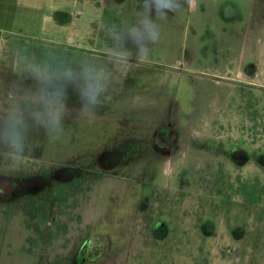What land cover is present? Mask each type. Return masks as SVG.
Segmentation results:
<instances>
[{
    "label": "rangeland",
    "instance_id": "obj_1",
    "mask_svg": "<svg viewBox=\"0 0 264 264\" xmlns=\"http://www.w3.org/2000/svg\"><path fill=\"white\" fill-rule=\"evenodd\" d=\"M173 1L0 0V264H264V86L221 83L264 82V0ZM22 39L77 50L63 96Z\"/></svg>",
    "mask_w": 264,
    "mask_h": 264
},
{
    "label": "trees",
    "instance_id": "obj_2",
    "mask_svg": "<svg viewBox=\"0 0 264 264\" xmlns=\"http://www.w3.org/2000/svg\"><path fill=\"white\" fill-rule=\"evenodd\" d=\"M11 43L10 48L5 52L6 56L10 55L11 52L15 53L18 51L22 56L26 57L27 62L36 65L37 70L40 69L41 72H45L49 69V76L54 75L55 78L54 80H50V82H53L51 86L54 87L55 92L59 96H63V92L70 90V88L67 89L65 87L67 84L64 83V90L62 92L61 83H57L56 81H59L61 74L65 76V73L69 70H76L79 67L78 63H80V58L77 59V50L75 48L66 44H48L35 39H22L18 43ZM243 186L249 188L247 184H243ZM254 191L251 194L258 192L259 198L264 195V191L259 190L257 187H254ZM243 194L245 195L244 192Z\"/></svg>",
    "mask_w": 264,
    "mask_h": 264
},
{
    "label": "crops",
    "instance_id": "obj_3",
    "mask_svg": "<svg viewBox=\"0 0 264 264\" xmlns=\"http://www.w3.org/2000/svg\"><path fill=\"white\" fill-rule=\"evenodd\" d=\"M116 1H118V3H121V4H118V5H116ZM177 1L178 0H174L173 1V3L170 5V6H173L175 9L178 7V5H179V2L177 3ZM146 3H147V0H142V2H140V1H138L137 3L136 2H129V0H128V2H126V0H112V2L110 3L111 4V7L113 8V9H116V11L118 12V14L117 15H115V17L116 18H118L119 20H122V21H125L126 22V24H127V27H129L130 25L129 24H133V23H137V25L135 24V25H133L134 26V29L136 30V31H141V30H139V25H138V22H139V18H140V15L141 14H148V15H150L151 14V12L153 11V10H148V9H146ZM96 5V4H95ZM113 5V6H112ZM142 5H144V6H142ZM157 7H162V5L160 6V5H158ZM230 12H233V8H231V7H227L225 10H224V12H222V14L224 15V16H227ZM93 13V19H92V21L93 22H97L98 20H99V16H98V12H97V17H96V15H94V11L92 12ZM131 14H134V15H132V18H131ZM237 15H240L239 14V11L237 10ZM95 16V17H94ZM235 19H237V17L235 18ZM140 21H141V19H140ZM93 24H95V23H93ZM96 25V24H95ZM124 25V24H123ZM76 27H77V29H78V31L80 30V28H81V26H80V23H78L77 25H76ZM77 29L76 28H74V32H76L77 31ZM117 29V28H116ZM70 37H73V35H71ZM52 43H55V42H52ZM60 44H62V43H60ZM68 44V42L66 43V45ZM123 48V47H122ZM125 48V47H124ZM123 51V50H122ZM115 53H117V54H119L118 52H115L114 51V54ZM124 54H122L123 56H126V51L124 50V52H123ZM122 62V61H121ZM230 72V73H229ZM219 79H221V78H219ZM226 79H227V81H226ZM226 79H224V82H221L222 83V87L224 88V86H228L229 88H228V90H229V93L231 92V94H232V92L234 93V92H237V91H235V88L237 87V89H238V95H240V92H241V88L243 87V86H264V82H261V84H255V83H253L252 81H248V82H245V81H243V78H242V68H239L238 70H237V72H236V69L235 68H232V69H230V71H228V76H227V78ZM230 79V80H229ZM18 80H20V79H18ZM16 82H17V80H15ZM221 81V80H220ZM19 82V81H18ZM245 82V83H244ZM216 89H217V87H216ZM228 90L226 89V91H223V92H221V89H220V91L218 90L217 92H218V94L217 95H214V99L215 100H218L219 101V105L218 106H221V108L223 109V111L224 110H226L227 108H228V105H229V103H231V102H235V101H238V100H234V99H232L231 98V95L229 94L228 95ZM217 104H215L214 103V106L217 108V106H216ZM212 106V105H211ZM213 107V106H212ZM216 108H214L211 112H213ZM220 108V107H219ZM209 114V113H208ZM207 114V115H208ZM212 116H214V115H212ZM239 116V115H238ZM207 117V116H206ZM205 117V118H206ZM201 118V116L199 117V119ZM203 119H204V116H203ZM212 127V128H214L215 126L214 125H209L208 123H207V125H203V126H197V128H198V130H197V132L198 133H202V131H205V129L206 128H210V127ZM202 127H203V129L204 130H201L202 129ZM209 130V129H208Z\"/></svg>",
    "mask_w": 264,
    "mask_h": 264
},
{
    "label": "flooded vegetation",
    "instance_id": "obj_4",
    "mask_svg": "<svg viewBox=\"0 0 264 264\" xmlns=\"http://www.w3.org/2000/svg\"><path fill=\"white\" fill-rule=\"evenodd\" d=\"M62 178H64V177H62ZM14 180L15 179H8V178H0V198L1 199H3V197L5 196V194L6 193H10V192H12L13 191V189L15 188V187H17V183L16 182H14ZM22 181V183H23V181L24 180H21ZM21 187H23V185H20ZM25 187V186H24ZM40 190V189H39ZM41 192V191H40ZM39 192V193H40ZM60 213H62V212H60ZM35 227V228H34ZM43 227H44V225H42V227H41V229L39 228V230H38V228H37V226H32V227H30V229L32 230V231H35V233L37 234V239L41 236V235H43V237H41V240L42 241H45L46 240V236H48L47 234H45L44 232H43ZM39 236V237H38ZM35 238V237H34Z\"/></svg>",
    "mask_w": 264,
    "mask_h": 264
}]
</instances>
